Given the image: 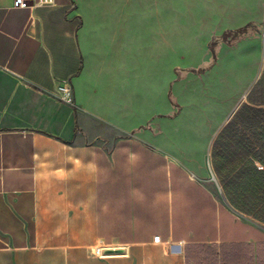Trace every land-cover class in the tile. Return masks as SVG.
<instances>
[{"label":"crops","instance_id":"1","mask_svg":"<svg viewBox=\"0 0 264 264\" xmlns=\"http://www.w3.org/2000/svg\"><path fill=\"white\" fill-rule=\"evenodd\" d=\"M151 5L0 0V264H264V223L230 204L212 166L236 111L208 145L222 200L198 177L197 158L166 142L158 113L136 122L155 67L136 52V24L165 17ZM192 7L226 30L255 26L238 46L257 58L260 79L264 0ZM65 84L72 103L56 96Z\"/></svg>","mask_w":264,"mask_h":264},{"label":"rangeland","instance_id":"2","mask_svg":"<svg viewBox=\"0 0 264 264\" xmlns=\"http://www.w3.org/2000/svg\"><path fill=\"white\" fill-rule=\"evenodd\" d=\"M159 6L165 11L161 21L151 13L149 26L136 24V52L149 53L144 61L155 66L145 79L151 84L144 89V104L136 103V113H151L150 119L158 113L166 142L173 144L177 154L197 158L198 177L222 200L221 186L210 169L208 145L247 102L261 67L257 69V58L238 46L242 39L232 45L226 42V23L197 18L192 0H152L151 8Z\"/></svg>","mask_w":264,"mask_h":264},{"label":"trees","instance_id":"3","mask_svg":"<svg viewBox=\"0 0 264 264\" xmlns=\"http://www.w3.org/2000/svg\"><path fill=\"white\" fill-rule=\"evenodd\" d=\"M251 27L226 30V42L237 43ZM212 166L230 204L264 223V73L215 138Z\"/></svg>","mask_w":264,"mask_h":264},{"label":"built area","instance_id":"4","mask_svg":"<svg viewBox=\"0 0 264 264\" xmlns=\"http://www.w3.org/2000/svg\"><path fill=\"white\" fill-rule=\"evenodd\" d=\"M54 0H14V6L16 7H31L34 4L37 5H50ZM56 96L66 102H73L74 93L73 88L70 84L60 85L56 91ZM155 242L161 241V236L156 235L154 237Z\"/></svg>","mask_w":264,"mask_h":264},{"label":"water","instance_id":"5","mask_svg":"<svg viewBox=\"0 0 264 264\" xmlns=\"http://www.w3.org/2000/svg\"><path fill=\"white\" fill-rule=\"evenodd\" d=\"M214 179H216V176L215 175H214ZM104 252L105 253H122V252H124V249H107Z\"/></svg>","mask_w":264,"mask_h":264}]
</instances>
